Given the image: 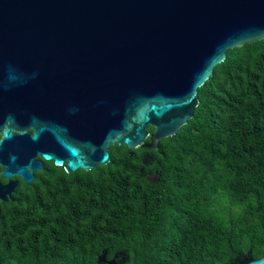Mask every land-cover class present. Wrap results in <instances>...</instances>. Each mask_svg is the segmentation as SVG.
Wrapping results in <instances>:
<instances>
[{
	"label": "water",
	"instance_id": "95a60500",
	"mask_svg": "<svg viewBox=\"0 0 264 264\" xmlns=\"http://www.w3.org/2000/svg\"><path fill=\"white\" fill-rule=\"evenodd\" d=\"M263 39L264 0H0L3 176L29 183L35 155L70 174L107 165L113 145L156 149L193 118L226 51Z\"/></svg>",
	"mask_w": 264,
	"mask_h": 264
},
{
	"label": "trees",
	"instance_id": "16d2710c",
	"mask_svg": "<svg viewBox=\"0 0 264 264\" xmlns=\"http://www.w3.org/2000/svg\"><path fill=\"white\" fill-rule=\"evenodd\" d=\"M199 104L174 136L152 148L113 145L110 162L55 167L9 229L28 258L93 264H228L264 253V39L228 49L198 89ZM150 135L154 129L149 127ZM152 157L144 166L141 158ZM158 175L157 182L147 175Z\"/></svg>",
	"mask_w": 264,
	"mask_h": 264
},
{
	"label": "flooded vegetation",
	"instance_id": "af4514ba",
	"mask_svg": "<svg viewBox=\"0 0 264 264\" xmlns=\"http://www.w3.org/2000/svg\"><path fill=\"white\" fill-rule=\"evenodd\" d=\"M9 126V122H6V128ZM5 131L3 128L2 132ZM31 134L33 131L31 128L25 131ZM19 132L12 131L11 134L16 136ZM3 136L0 133V141ZM32 161H40L43 168H34L32 171L33 178L27 183L22 176L15 174L10 177H4L3 171L7 169L6 166H2L0 163V263L1 264H54L51 252H42L43 254H49V259H41L37 257L28 258L32 251L21 249V239L19 233H13V230L9 229V223L12 220L9 216L14 215L15 212L21 208L23 204V196L31 193L37 186L38 177L40 174L46 172L50 173L53 168L57 167L66 173L65 162L63 165L57 166L53 161H44L38 155H35ZM26 172L30 173L31 169L26 168ZM155 174L150 173L146 177L149 181H153ZM104 253L97 256V259L93 264H108L99 261ZM104 260L107 262L113 261L115 264H125V260L118 254L108 255L105 252Z\"/></svg>",
	"mask_w": 264,
	"mask_h": 264
}]
</instances>
